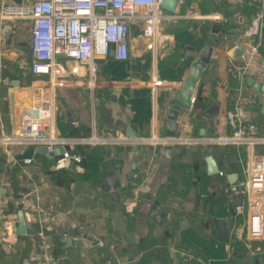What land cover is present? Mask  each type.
<instances>
[{
	"label": "crops",
	"instance_id": "1",
	"mask_svg": "<svg viewBox=\"0 0 264 264\" xmlns=\"http://www.w3.org/2000/svg\"><path fill=\"white\" fill-rule=\"evenodd\" d=\"M28 1L0 0V8ZM260 5L177 0L174 16L158 25L153 39L131 28L126 61L95 57L91 73L58 59L61 76L52 80L29 72V23L0 22V138L12 137L32 114L41 89L53 99L48 138L61 141L52 159L40 153L44 145L0 144V231L14 230L18 211L30 216L35 230L0 244V264H49L36 235L46 211L54 216L51 243L61 264H264V239L247 235L246 215L235 217L236 205L247 209L246 200L230 193V180L244 176L250 149L209 144L232 133L227 117L237 110L264 138L262 95L246 82H262L264 31L259 56L247 66L245 35ZM213 36L212 63L190 111L178 117L176 137L167 140L168 109ZM236 47L244 49L243 59H232ZM152 140L160 143L144 144ZM168 144L170 161L162 158ZM62 149L82 157L79 169H54ZM208 156L216 175L207 174ZM26 158L32 164L23 165ZM261 219L264 226V213ZM174 251L198 258L170 260Z\"/></svg>",
	"mask_w": 264,
	"mask_h": 264
},
{
	"label": "built area",
	"instance_id": "2",
	"mask_svg": "<svg viewBox=\"0 0 264 264\" xmlns=\"http://www.w3.org/2000/svg\"><path fill=\"white\" fill-rule=\"evenodd\" d=\"M162 0H29L26 3H9L0 8V22L27 21L30 26L29 72L34 76L49 77L51 80L61 76L58 57L86 65L92 73L95 57H106L112 51L116 61H126L128 57V36L131 28L139 27L141 35L153 39L158 25L168 20L160 12ZM264 31V0L255 12L245 35L250 40L246 61L259 56ZM152 49L151 47H148ZM52 98H47L43 90L38 91V103L32 114L22 118L20 127L12 137L1 136L0 144L7 147L24 148L44 145L49 155L55 153L61 143L53 137L48 138V127L53 121ZM232 133L228 136L209 140V144L220 147H246L250 149L249 163L243 178L230 188L234 197L246 200L244 205H236L235 217L247 219V235L251 239H264L262 213H264V154L257 155L254 149L264 146V138L254 137L255 126L247 124L240 110L227 117ZM96 140L90 141L95 143ZM160 141H148L146 145L156 146ZM192 143V142H191ZM21 153V151H19ZM82 157L64 152L54 163V169L68 167L70 163L79 169ZM23 165L32 164L26 158ZM261 220V221H260ZM54 216L42 212L38 218V244L44 259L49 264H61L51 243ZM260 225H258V224ZM256 225V226H255ZM18 236L11 227L0 231V244L15 242ZM64 241V239H62ZM176 254L193 259L189 255Z\"/></svg>",
	"mask_w": 264,
	"mask_h": 264
},
{
	"label": "water",
	"instance_id": "3",
	"mask_svg": "<svg viewBox=\"0 0 264 264\" xmlns=\"http://www.w3.org/2000/svg\"><path fill=\"white\" fill-rule=\"evenodd\" d=\"M177 0H162L160 5V12L163 16L167 19H171L174 16L176 10ZM217 37H211L207 44L206 48L204 49L200 61L194 64L187 74L182 87L179 89L176 97L173 100L172 105L168 109V114L166 117V124H165V137L167 140H172L177 135V121L179 115L183 111H190L192 103H193V94L197 84L199 83L202 74L205 68L212 63L211 56L213 53V49L216 45ZM109 55L112 56V51L109 52ZM232 59H243L244 58V49L242 48H234L231 54ZM62 59L64 57H58ZM214 62V61H213ZM241 74H239V77ZM261 78L262 82L257 83L252 78H247L246 82L247 85L252 87V89L259 94L262 95V105L260 109V114L264 117V62L262 64L261 69ZM200 135L203 136L204 132L201 131ZM40 153L45 157L52 159L55 154L49 155L46 150L39 149ZM173 146L171 144L166 145L163 148L162 158L166 161H170L172 156ZM65 152L64 149L61 150L60 155ZM205 163L207 165V174L212 176L218 174L219 170L216 165V162L211 156H208L205 159ZM73 164L70 163L68 166H72ZM235 181L230 180L231 184H234ZM164 211H161L163 214ZM18 225L14 228V232L18 236H34L35 230L31 223L30 216L22 211H18Z\"/></svg>",
	"mask_w": 264,
	"mask_h": 264
},
{
	"label": "trees",
	"instance_id": "4",
	"mask_svg": "<svg viewBox=\"0 0 264 264\" xmlns=\"http://www.w3.org/2000/svg\"><path fill=\"white\" fill-rule=\"evenodd\" d=\"M172 254V253H171ZM184 254H186V255H188L187 253H184ZM176 256H180V258L182 259V260H186L187 259V257L186 256H182L181 254L179 255V254H175V255H173L172 254V256H170L171 258H170V260H172L174 257H175V259L177 258ZM195 258H198V257H196V256H193V261H196L195 260Z\"/></svg>",
	"mask_w": 264,
	"mask_h": 264
},
{
	"label": "rangeland",
	"instance_id": "5",
	"mask_svg": "<svg viewBox=\"0 0 264 264\" xmlns=\"http://www.w3.org/2000/svg\"><path fill=\"white\" fill-rule=\"evenodd\" d=\"M258 134H259V127H257V129L255 130V133L253 134V136L259 138L260 135H258ZM256 148H258L260 151L264 150V147H261V146H257ZM181 252H184L185 253V251H181Z\"/></svg>",
	"mask_w": 264,
	"mask_h": 264
}]
</instances>
